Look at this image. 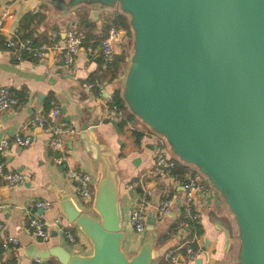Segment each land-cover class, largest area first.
I'll use <instances>...</instances> for the list:
<instances>
[{
  "label": "water",
  "instance_id": "1",
  "mask_svg": "<svg viewBox=\"0 0 264 264\" xmlns=\"http://www.w3.org/2000/svg\"><path fill=\"white\" fill-rule=\"evenodd\" d=\"M47 1L57 12L87 5L127 16L131 51L119 92L125 108L221 198L235 225V234L221 227L225 246L237 240L234 264H264V0ZM98 12L90 8L87 20ZM79 121L73 142L94 169L89 206L54 194L90 251L56 244L27 254L59 264H152L163 252L153 244V225L126 253L116 155L92 135V122ZM110 123L118 132L117 121Z\"/></svg>",
  "mask_w": 264,
  "mask_h": 264
},
{
  "label": "crops",
  "instance_id": "2",
  "mask_svg": "<svg viewBox=\"0 0 264 264\" xmlns=\"http://www.w3.org/2000/svg\"><path fill=\"white\" fill-rule=\"evenodd\" d=\"M92 7L99 9L98 17L94 21H88V12ZM2 10L9 12L3 20L4 33L15 30L19 34L24 32V27L31 28L33 36L41 41H47L50 31L54 30L58 33L55 41L60 44L63 42L65 31L76 30L80 15L83 17L84 24H91L95 31H99L102 29L103 22L118 12L116 9L87 5H78L57 12L47 0H0V12ZM79 12L82 14L79 15ZM36 15L38 17H34ZM82 46L73 56L72 63L67 66L62 63L60 53L53 51L46 52L42 59L24 56L15 61L0 45V88L7 89L19 100L14 106L0 111V138L23 131L24 124L31 116L56 106L59 112L54 117V121L64 128L71 129V131L62 132L66 162L73 167L88 171L93 178V161L88 152L80 148L77 142H73L74 131L80 124L79 120L92 122L94 124L91 130L92 135L103 139L108 144L116 155V162L121 172L119 198L122 223L126 232V238L123 241L125 252L127 253V248L131 249L135 242L140 241L145 230L142 233H134L129 226L128 209L137 191L134 189L131 194V190L126 191L123 184L130 177L144 175L145 188L149 190L144 193V228L147 224L153 225L157 233L153 244L155 247H161L163 254L166 249L173 247L177 242H182L185 238L174 231L173 236L168 237L161 244L156 240L157 236L164 232L177 216L181 182L191 174L200 180L204 179L192 166L184 163L182 164L187 166V171L183 174H174L173 171L171 176H153L151 138L148 137L147 132L136 144L127 130L116 132L111 123L102 116V99L112 94L115 87H118L120 92L122 79L101 80L95 77L97 84L95 86L100 87L101 91L98 96L93 94L92 89L86 85L92 76L97 75V59L95 55L87 54ZM119 49L117 42L114 45L115 54ZM37 94H40V97L37 98ZM30 136L31 140L26 146L10 143L0 152L7 168L19 170L24 174L21 181L13 184H8L0 178V220L4 231L17 236L20 242L14 260L16 264L44 263L46 259L38 258L39 261L36 262L34 258L37 257L28 255V251L31 247L32 250L40 251L56 244L64 246L69 251L87 253L90 251V243L80 232L72 228L76 240L72 244L66 240L55 223L56 218L62 224L67 221L57 209L54 193L64 191L76 204L82 206L75 183L66 177L64 165L54 162L55 152L48 147V133L39 127H33L30 129ZM168 154L171 155L169 152ZM167 191L172 194L170 212L167 217L158 220L154 216L155 206L158 198ZM37 198L49 199L50 207L45 210L34 207L33 201ZM192 206L200 216L198 223L202 231L200 235H196V244L193 243L200 252L192 261L179 262L178 258L176 264H202L205 260L211 264H234L237 240L232 237L225 246L221 227L223 223L229 224L232 233L235 234V225L232 215L221 198L214 190L198 192ZM32 212L38 213L49 226L50 237L45 241L34 238L26 228L25 219ZM152 264L157 263L153 261Z\"/></svg>",
  "mask_w": 264,
  "mask_h": 264
},
{
  "label": "built area",
  "instance_id": "3",
  "mask_svg": "<svg viewBox=\"0 0 264 264\" xmlns=\"http://www.w3.org/2000/svg\"><path fill=\"white\" fill-rule=\"evenodd\" d=\"M9 12L2 10L0 12V38L2 40V48L5 49L12 59L15 61L22 59L24 56H29L34 59H42L46 52L53 51L60 53L62 63L69 66L72 63L73 56L79 50L81 45V36L72 29L65 31L63 42L56 43L55 39L58 37L57 31H50L48 40L41 41L38 44H34L30 37L19 36L15 30L4 33L3 20ZM120 30L115 27H109L105 35L95 44L82 46L87 54L96 56L97 65L99 70L107 69L113 60L115 50L114 45L119 42L121 36L118 38V32ZM125 71V70H124ZM119 74L117 79H122L123 74ZM97 85L96 82L88 81L87 87L92 88ZM100 87H97V96L100 94ZM18 102L17 97L8 92L5 88H0V111L14 106ZM102 116L106 121L118 120L123 118V111L118 102L108 94L101 101ZM58 107H51L46 112L35 113L24 124L23 131H17L9 136H3L0 138V152L10 143H14L18 146H26L30 140V129L33 127H39L48 133V147L55 152L54 162L64 165L65 175L68 179H72L75 183V188L79 196L80 202L83 207H88L91 194V180L92 175L88 171L73 167L69 165L65 160L62 145V132L71 131L69 128H64L54 121V117L58 114ZM151 148L153 157L152 172L159 177L171 176L175 168L174 157L168 154L164 139L154 133H151ZM0 178L6 181L8 184L16 183L24 178V174L19 170H12L6 167L4 160L0 156ZM181 195L177 205L178 221L175 224V231L180 233L185 238L182 242H177L173 247L166 249L163 253L165 260L171 264H176L180 257L182 261H192L200 249L194 247L192 242L196 244V234H190L187 230L190 223L199 222V212L193 208L194 197L198 192L212 191L213 189L207 185L204 180H200L198 177L186 176L181 182ZM126 191L134 189L137 191L136 196L133 198L128 209V223L134 233H142L144 230V217H145V198L144 193L149 192L145 188V182L142 179V175H138L136 180H129L123 184ZM140 192V193H139ZM172 194L169 192H163L158 198L157 204L154 210V216L156 219H162L167 217L170 212ZM51 205V201L46 198H37L33 201V206L40 209H48ZM55 223L62 233V235L70 243H75V235L72 230L74 228L70 223L66 222L62 224L59 219H55ZM25 225L31 235L38 239L45 241L50 237V230L47 222L43 220L38 213H29L25 219ZM19 239L17 236L4 231V226L0 220V264H16L14 255L16 249L19 246ZM183 248V252H181ZM36 262L38 258H34ZM155 262V259H154ZM202 264H211L208 260H205Z\"/></svg>",
  "mask_w": 264,
  "mask_h": 264
},
{
  "label": "trees",
  "instance_id": "4",
  "mask_svg": "<svg viewBox=\"0 0 264 264\" xmlns=\"http://www.w3.org/2000/svg\"><path fill=\"white\" fill-rule=\"evenodd\" d=\"M78 14L80 15L82 13L79 12ZM34 17H38V15H36ZM109 27H115L118 30L124 31V34L121 36V39L118 42L120 49L116 54H114L112 63L107 69L99 70L98 65H97V72H96L97 75L92 76V78H90V81H93V82H95V77L99 78L101 80L102 79L111 80L113 78H117L119 76V74L124 71V68H125L126 63H127V59L129 57V54H130V52H129L130 29H129V25H128L127 16H125L124 14H122L120 12H115L113 14V16L107 18L103 22L102 29L99 31H95L91 24H84V20H83V17L81 15H80L78 24L76 25L75 31L81 36V45H83V46L95 45L105 35V33ZM19 36L30 37L34 44H38L41 42L40 39L36 38V36H33L31 28L25 29V27H24V32H20ZM0 45H2L1 38H0ZM97 81L99 82L98 79H97ZM91 89L93 91V94L97 95V86L94 85ZM111 95L118 102V104L120 105V107L123 111V118L118 120V122H117L119 132L123 131V130H127L129 135H131L133 137L134 142L137 144L139 142V139L141 138V136L145 135L147 130L144 128L145 130L143 131V129L141 130V127L137 126V123H139V120L135 116L130 114L127 111V109L125 108V105L123 104V102L120 98L118 87L117 88L115 87L113 89ZM17 100H18V98H17ZM174 161H175L174 174L175 173H182L183 174L185 171H187L186 165H183L182 163H180L176 159H174ZM152 174H153V176L157 177L156 174H154V173H152ZM191 175H193V174H191ZM137 178H138V175L130 177L129 180H136ZM142 179L145 182L146 177L144 175H142ZM177 221H178V218L175 217L173 219V221L170 223V225L168 226V228L164 232L160 233L157 236L156 240L158 241V243L161 244L162 242H164L165 239L173 236V233L175 231V224ZM187 230L189 231L190 234L195 233L197 236L200 235V233L202 231L199 223H190V225H188ZM192 244H193V242H192ZM181 252H183L182 248H181ZM155 262L157 264H171V263H169V261L164 259L163 254L160 255L159 257H157L155 259ZM34 264H39V263H34ZM41 264H59V263L53 258H48V259H46V261L44 263H41Z\"/></svg>",
  "mask_w": 264,
  "mask_h": 264
},
{
  "label": "rangeland",
  "instance_id": "5",
  "mask_svg": "<svg viewBox=\"0 0 264 264\" xmlns=\"http://www.w3.org/2000/svg\"><path fill=\"white\" fill-rule=\"evenodd\" d=\"M129 39H130V47H129V52L131 51V32H130V36H129ZM137 126L138 127H141V128H145V126L143 125V124H141L140 122L139 123H137ZM146 129V128H145ZM147 134L149 135H147L149 138H151L152 139V137H151V132H148L147 131ZM165 149H166V147H165ZM140 242V241H139ZM138 241L137 242H135V244H133V246H132V248L131 249H129V248H127V253L128 252H133L135 249H136V247L138 246V243H139Z\"/></svg>",
  "mask_w": 264,
  "mask_h": 264
}]
</instances>
